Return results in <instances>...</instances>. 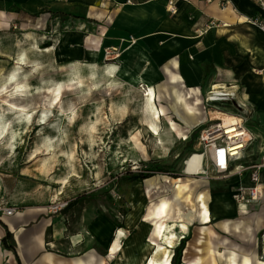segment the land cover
Wrapping results in <instances>:
<instances>
[{"label": "rangeland", "instance_id": "374dc122", "mask_svg": "<svg viewBox=\"0 0 264 264\" xmlns=\"http://www.w3.org/2000/svg\"><path fill=\"white\" fill-rule=\"evenodd\" d=\"M36 16L24 14L9 24H0V84L16 70L18 58L24 57V72L19 76L27 92L13 100L28 105L31 111L22 118L9 110L4 113L0 97V120L3 114L12 116L9 133L0 138V221L15 217L4 214V208L15 205L18 210L45 211L61 219L70 231L101 221L124 228L128 224L131 237L142 229L143 247L152 238L153 226L143 219L153 203L169 200L174 217L181 213L186 220L204 190L219 221L264 218V199L249 214L236 206L224 213L222 206L212 201L219 196L231 199L232 183L211 174H183L185 162L201 149V129L215 121L212 117L217 111L222 113L218 117L239 114L238 94L207 107L204 101L210 89L203 88L197 97H189L187 101L205 113L206 120L190 128L187 138H181L170 155L161 158L155 153L156 137L147 130L152 113L147 101L149 76L144 72L156 59L137 48L131 37L115 43L96 24L84 23L80 28L66 13ZM97 48L100 51L95 52ZM142 56L147 57L146 63ZM171 66L170 60L161 62L156 67V80L150 84L164 93L163 103L175 110L168 116L181 129L186 126V106L171 96L178 88L169 82ZM58 87L62 98L55 102L54 89ZM198 99L201 103L196 104ZM156 103L161 108L158 99ZM258 112L256 108L248 115L247 124L256 133H263ZM163 123L161 119L160 125ZM197 129L198 134H193ZM144 169L153 176L184 177L188 188L177 197L175 186L162 181L149 192L146 181L135 178ZM199 220L195 216L191 223L198 225ZM255 235L264 260V227ZM151 250L142 248V256ZM0 264H17L13 252L4 247L2 236Z\"/></svg>", "mask_w": 264, "mask_h": 264}, {"label": "crops", "instance_id": "0c3cea01", "mask_svg": "<svg viewBox=\"0 0 264 264\" xmlns=\"http://www.w3.org/2000/svg\"><path fill=\"white\" fill-rule=\"evenodd\" d=\"M167 1L0 0V24H9L24 14L33 18L38 14L66 13L76 19L80 28L84 23L96 24L98 29L105 31L107 39L115 43L131 37L138 44L137 48L149 52L157 61H150L149 68L144 71L149 83L156 80V67L170 60L171 71L181 76L178 82L169 81L173 87L177 85V92L197 97L203 88L211 89L215 84L235 85L240 101L252 103L259 111L257 119L264 125V31L245 20L246 16L257 12L258 5L253 0H233L238 8L234 10L233 7L222 9L220 0H175L178 11L171 14L166 7ZM209 17L226 24L220 23L200 34L199 28ZM173 39L175 49L167 44ZM157 45L160 50L156 49ZM143 58L146 63L147 57ZM171 93L177 98V93ZM163 98L164 93L156 91L161 107L168 113L175 112L163 103ZM177 104L181 106L178 101ZM184 112L189 115L187 107ZM224 199L228 198L215 197L212 203L222 205ZM231 199L230 206L222 205L224 213L234 206L239 208ZM260 202L239 209L249 214ZM13 216L5 222L14 233L23 264H142V248L147 250L146 246L142 247V229L138 236L128 234L127 238H120L122 249L113 253L112 246L118 238L110 227L111 224L116 226L114 222L101 221L70 231L61 219L42 210L26 208ZM191 224L182 262L186 257L194 260L201 256L203 264H233L234 261L245 264V258H249L250 264H259L260 242L255 232L264 227L263 217L220 221L217 218L208 223L199 220L198 225ZM237 226L242 227V231ZM202 227L213 232L201 238ZM2 230L0 236L4 235Z\"/></svg>", "mask_w": 264, "mask_h": 264}, {"label": "bare ground", "instance_id": "6f19581e", "mask_svg": "<svg viewBox=\"0 0 264 264\" xmlns=\"http://www.w3.org/2000/svg\"><path fill=\"white\" fill-rule=\"evenodd\" d=\"M92 36V35H91ZM91 38V37H89ZM94 39H100L98 36H93ZM175 39L168 40L167 44L175 49L176 46L172 44ZM160 45L156 46L157 50H160ZM100 51L99 48L95 50V52ZM17 68L11 74L8 75L6 80L0 84V97L3 101V112L6 113V110H9L11 114L15 115L16 118L28 117L31 115V111L28 109V105L17 103L13 99L20 98L26 95L27 85L20 80V73H23V67L25 65V58L19 57L16 61ZM168 68V67H167ZM181 76L170 71V80L172 82H178ZM221 87L219 84H215L213 88ZM147 101L149 105V109L152 113V119L150 121V125L147 130L155 135L157 140V147L155 149V153L159 155L161 158H166L170 155L175 144L181 138H187V132L194 125L202 123L206 120L205 113L197 110V107L189 103L187 99L191 97L187 93L182 91L177 92V101L180 103H184L187 107V113L189 115L186 118V126L183 128H178L176 123L171 120L168 116V112L164 107L159 108L156 103V90L153 84L148 83L147 86ZM55 96L53 100L55 102H59L61 100L62 90L61 87L55 88ZM232 92H230L231 94ZM228 95V94H227ZM10 97V99L8 98ZM196 104L201 103V100L198 99ZM224 118H232L230 114H224ZM218 116H222V113L217 111V115H214L212 118H216ZM10 117H6L4 114L0 120V138H4L9 133V129L11 128ZM161 119L164 120V123L160 125ZM45 122V121H43ZM203 155L201 152H193L191 158L185 162L186 166L184 168V175H200L202 172V160ZM146 185L148 187V191L150 192L151 188L154 187L155 184L164 181L165 183H172L175 186V194L177 197H180L181 194L188 188V183L185 182L184 177H171L167 175L163 176H152L145 179ZM158 185V184H157ZM210 196L207 192L201 191L197 196V204L193 205L189 213L187 214L186 220L182 218V214L178 213V218L174 217L173 213L170 211V202L169 200L162 198L157 203H153L150 207L149 212L143 221L149 223V226H153L152 238L150 239V243L147 242L145 244V248L147 250H151V253L148 256L142 257V264H172V257L174 254V249L180 243L181 239L186 236L189 230V224L194 220L195 216H198L200 221L203 223H208L213 219H217V212L211 210L209 204ZM223 207L230 206L229 199H224L221 201ZM218 206L219 203H216ZM221 205V206H222ZM133 206H135V199L133 202ZM230 209V208H228ZM243 213H247L246 210H242ZM128 220L130 219V224H134L133 214L128 215ZM138 217V216H137ZM140 219V217H139ZM138 220V219H137ZM146 223V225H148ZM226 224L230 223V221H226ZM101 227L100 224H98ZM111 229L115 230L118 238L112 246V252L117 253L122 249V242L119 241L120 238L125 239L128 236V232L126 228L116 227L111 224ZM229 227V226H226ZM239 229V226H237ZM210 230L206 227L201 228V234L204 237V234H207ZM112 232V230L110 231ZM213 232V231H210ZM200 241H204L200 239ZM212 244V242H210ZM152 244V246H151ZM144 249V248H143ZM202 252V249H199ZM259 264H264V260L260 257L258 259ZM130 264H137L136 262H131ZM181 264H203L202 257L199 256L194 260H189L187 257L184 258ZM233 264H236L235 261ZM245 264H250L249 258H245Z\"/></svg>", "mask_w": 264, "mask_h": 264}, {"label": "built area", "instance_id": "2783aa9c", "mask_svg": "<svg viewBox=\"0 0 264 264\" xmlns=\"http://www.w3.org/2000/svg\"><path fill=\"white\" fill-rule=\"evenodd\" d=\"M253 1L258 5V10L254 15L246 16L245 20L258 25L264 31V0ZM220 6L222 9L228 7L238 9L233 0H220ZM166 7L171 14L178 11L175 0H168ZM220 23L226 24L209 17L205 25L199 28L200 34L218 27ZM236 94L235 85L216 89L212 87L206 95L204 105L207 107L215 101L233 98ZM236 107L239 114L232 115V118L217 117L215 121L201 129L198 136L201 149L197 152L204 156L200 175H216L232 183L231 197L242 209L264 198V131L256 133L247 124L248 115L256 111L252 103L238 101ZM17 211L15 205L4 208V214L8 216L14 215Z\"/></svg>", "mask_w": 264, "mask_h": 264}, {"label": "trees", "instance_id": "16d2710c", "mask_svg": "<svg viewBox=\"0 0 264 264\" xmlns=\"http://www.w3.org/2000/svg\"><path fill=\"white\" fill-rule=\"evenodd\" d=\"M198 130H195L193 132V134H198ZM146 169L142 170V174L139 173V174H135V178L138 180V181H143L151 176H153L154 173H149V172H145ZM149 171V170H147ZM0 224L2 226V228H4V235L2 236V243L4 245L5 248H7L8 250L12 251L14 256H15V259L17 261V264H23L19 255H18V252H17V243H16V239L14 237V233L10 230V228L8 227V225L3 222V221H0ZM190 237V234L183 237L180 241V243L178 244V246H176V248L174 249V254H173V257H172V264H181L182 263V257H183V252H184V249L186 248V244H187V241Z\"/></svg>", "mask_w": 264, "mask_h": 264}]
</instances>
